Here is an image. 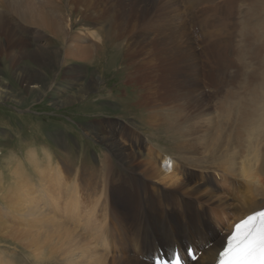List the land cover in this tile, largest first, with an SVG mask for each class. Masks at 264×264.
I'll use <instances>...</instances> for the list:
<instances>
[{
  "label": "bare ground",
  "instance_id": "6f19581e",
  "mask_svg": "<svg viewBox=\"0 0 264 264\" xmlns=\"http://www.w3.org/2000/svg\"><path fill=\"white\" fill-rule=\"evenodd\" d=\"M250 1L236 30L244 45L238 44L240 49L234 55L242 62L246 54L255 57L258 70L250 77L256 82L247 96L240 95L242 89L223 90L217 113L212 114L201 80L207 78L209 83L213 78L203 60H197L195 20L190 24L179 13L176 0H0V32L8 40L4 47L0 42V57L15 65L28 57L39 67L33 73L17 74L20 85L30 84L24 89L26 93L40 90L43 95L50 88V82L45 81L51 66L62 70L72 63L69 74L62 77L80 79L85 63L103 66V55L109 48L114 54L109 55L106 65L118 63L125 71L133 68L148 81L143 98L127 96L122 101L124 107L145 110L138 114L146 129L157 130L177 151L171 158L148 146L147 156L139 159L145 146L139 133L119 123L117 134L123 141L116 140V133L104 134L107 131L99 119L94 123L103 135L100 140L112 144L101 152L99 169L91 171L82 164L75 168L67 151L62 165L52 163L50 157L40 163L35 152L28 150L26 157L35 165V176L31 177L18 160L14 162L9 174L12 181L5 191L16 201L11 211L0 216H17L14 235L19 245L25 241L33 258V262L27 260L29 263L153 264L158 251L172 256L176 250L185 264H214L228 244L233 225L264 207V0ZM227 2L234 0L223 3ZM199 10L204 15L198 16L205 17L207 11ZM73 16L81 19L79 32L73 30ZM130 20L137 23L133 32L128 30ZM89 34L99 37L93 42ZM218 40H211L209 47L217 57L213 71L222 74V40ZM173 49H179L180 55L169 58ZM178 67L183 69L180 78L175 77ZM91 83L95 85V81ZM197 93L202 96L198 98ZM183 104L194 110L184 111ZM134 140L137 145L131 143ZM159 161H168L170 172L163 173L155 165ZM151 165L155 167L151 169ZM88 177L89 188L96 189V195L84 193L82 181ZM239 179L249 184H240ZM230 191L231 196L227 195ZM187 248H192L194 260L189 259ZM7 262L0 259V264Z\"/></svg>",
  "mask_w": 264,
  "mask_h": 264
},
{
  "label": "rangeland",
  "instance_id": "374dc122",
  "mask_svg": "<svg viewBox=\"0 0 264 264\" xmlns=\"http://www.w3.org/2000/svg\"><path fill=\"white\" fill-rule=\"evenodd\" d=\"M222 1L224 2V0H176L178 4L176 5L179 13L183 15L190 24L195 20L194 30L196 34L195 36H193L195 37V41L199 44L198 46H195L197 52L196 56L198 58L197 60L199 62L201 60L206 61L204 63L202 61L201 63L206 65H204V67L208 68V74L213 78L211 80L213 81V83H211V81L208 83L207 78L201 80V90L204 92L203 96L206 97L205 103L206 105H210L212 114L217 113L216 106L222 99L220 96L223 95L224 92L231 91V88L232 90L236 89L237 91L242 89V92H239L240 95L247 96L249 87H252V85L256 82L253 77H250L251 72L256 69L258 70V63H256L257 60L251 53L249 54L250 56H246L247 54L245 55L243 62L241 60L238 61L237 56L234 55L236 54L235 52L240 49V46H238V44H242V46L244 45L243 38H240V34L238 35L236 30L239 22L241 21L244 7L251 1L234 0V2H231L230 4L227 2L228 5L226 3H223ZM198 6L199 8L207 11L205 17H200L204 14L200 15L201 13H199L200 10ZM2 7L3 6L0 5V12ZM155 7H157V3ZM214 9L216 11L215 13ZM156 13L158 15V12ZM156 13L154 12V16ZM75 17L76 16H73V20L76 21V23L74 24L75 26H73V30L79 32L81 31L79 30L81 19H75ZM217 18L219 19V21ZM129 25L128 30L132 31V28L136 27L137 23L134 20H130ZM217 28H219V30ZM238 36L239 39L237 38ZM89 37L94 42L97 40L96 38H98L99 35L94 34V36H91L89 34ZM215 39H219L220 41L222 40L221 42H223H220L219 45V49L222 52V56L220 55V57L224 65V68H222V74L221 72H218L219 70L217 72L213 71L216 55L213 54L214 48L209 47V44ZM7 41L8 40L5 38L3 33L0 32V42L3 47L4 44H7ZM177 43L179 44V42ZM27 48L29 50L32 48V46ZM11 50H15L13 44ZM113 54L114 51L108 48L106 50V53H104L103 55V61H107L109 55ZM178 55H180L179 49H173L169 53V58H174ZM211 57H213V60ZM61 58H63V56H61ZM61 58L58 59L60 63L62 62ZM28 59V57H25L21 59L20 64L15 65L13 64L14 62H11L10 59H7L4 56L0 57V180L2 182L0 184L1 214L2 212H7V210L11 211V208H13L12 204L16 201L11 193L9 194L5 191L7 188L6 186H8L12 181L9 174L14 169V162L16 163L18 160L20 163H22L24 169L29 173L31 177L34 178L35 176V172L33 170L35 165L28 162V158L26 157V152L28 150L35 152V158L40 163H44L46 159L50 157L52 163L58 162L60 165H62L65 158L64 154L67 151L69 152L68 158L70 159V162L74 161L75 168L79 167V165L82 164L83 168L86 166L91 171H93L94 169H99V166L101 164V152L103 150H106L112 144L109 143L108 140V142L106 140L103 142L100 140L103 135L97 130V126L94 123V121L98 119L101 123H103L102 125L104 131H107V133L104 132V134L109 135L110 133L113 136V133H116L115 137H113L116 140L118 139L119 141H123L120 135L117 134V125H119V123L121 126H128L139 133V136L145 142V146L142 147L139 152V159H143L147 156L148 146H152L155 152L161 155H168L171 158L177 156V151L175 150V148H173L169 140L160 136L161 133H159L155 129H146L147 126H144V122L140 119L141 115L138 114L139 112L143 114L144 112H146L145 110L141 109L140 107L134 108V105L124 107L123 102L125 100V97L128 96L129 98V96H131L135 100L139 98L142 99V94L146 92L145 88L147 87L146 83H148V81L144 76L137 75L133 68L125 71L121 69L122 65L120 66L118 65V63H116L114 65H111V67L105 64L106 61L102 63V67H97L95 65L85 63L81 69L82 73L79 77L80 79L66 80L62 76H64L65 74H69L68 71L70 69L68 68L72 66V63H69L70 66L68 67L67 65V67L62 68V70L61 68H54L53 66H51V68L48 70L47 79L45 81L47 84L50 82L49 84L51 85L50 88L45 89L42 95L40 93L41 91L38 90L39 88L37 89L39 92L35 90L37 93H26L25 88L27 87L28 89V86H30V84H28L27 86H23L24 84H26L25 82H23V85H20L19 81H17L16 76L19 73L21 75H26L28 73L39 71V67L32 63L30 59V63H28ZM236 62L240 65H238ZM248 62L250 63L248 64ZM251 64L254 66L250 67ZM230 66L232 69H230ZM43 71L44 73L46 72V70ZM176 71L177 74L175 77H182L183 69L181 67H178ZM241 73L243 76L241 75ZM216 78L219 79L216 80ZM220 80H223L222 86L221 84H219L221 82ZM247 80L249 81V83ZM93 81H95V85L91 83ZM234 84H236V86ZM242 85L243 88H241ZM218 91L220 92L218 93ZM195 93L196 90L194 91V94ZM198 93L197 97L199 98L202 95H198ZM112 94H114L113 97H111ZM178 102L181 103V101ZM164 108H166V106ZM181 108H183L184 111L188 112H192L193 109L190 106H186L184 104ZM136 141L137 140H134L131 143L133 145H137V143H135ZM124 144L127 143L124 142ZM157 145H159V147ZM81 158L82 160L79 161V159ZM158 164L155 165L159 166L163 173L170 172L172 166L171 164L169 165L168 161L164 163L162 161H159ZM155 165L153 166L155 167ZM153 166L151 165V169H153ZM91 178L93 177L91 176ZM153 179L155 181L157 177L155 176ZM82 182L84 183V193L87 191H91L92 194L96 195L95 192L93 193V191L96 189L93 190L89 188L91 186V180L89 177L86 179V181ZM86 182L90 183L86 184ZM239 183H243V185L249 184L248 181H246L245 183L242 182L241 179H239ZM160 185L161 187H165V185L162 183H160ZM245 187L246 186H244V188ZM249 188L250 187H248V189ZM245 191H247V188H245ZM159 192H162V190ZM7 194L9 197L7 196ZM227 195L231 196L233 195V192L230 191L227 193ZM4 196L5 198H7V200L4 198ZM81 211H83L82 208ZM11 215H13V213L5 216L4 218L0 216V259H6L8 261L7 263L9 264H27L29 263V261H27L29 260V258L30 260L32 259L31 261L33 262V258L26 250L25 241L22 240L23 246H21V244L19 245L17 242L15 236L16 234L14 235V233H16V227L18 226V218L15 215ZM160 219L163 220V214ZM78 223L80 224V222ZM146 225H148V227L150 226L149 223H147ZM22 227L25 229L26 226L23 225ZM118 252L120 253V251ZM185 252L187 253V250ZM157 255L158 256L156 257L164 256L169 259L171 257L170 255L163 254L162 251H158ZM32 262L29 264H32ZM40 262L44 264L43 261Z\"/></svg>",
  "mask_w": 264,
  "mask_h": 264
},
{
  "label": "snow or ice",
  "instance_id": "6c2138e0",
  "mask_svg": "<svg viewBox=\"0 0 264 264\" xmlns=\"http://www.w3.org/2000/svg\"><path fill=\"white\" fill-rule=\"evenodd\" d=\"M221 256L230 257L226 264H264V213L237 225L236 233L229 238L228 248Z\"/></svg>",
  "mask_w": 264,
  "mask_h": 264
}]
</instances>
